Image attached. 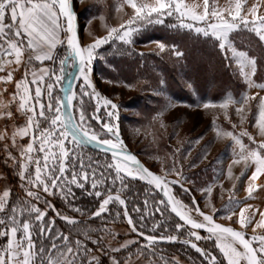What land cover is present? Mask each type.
<instances>
[{
	"label": "snow or ice",
	"instance_id": "snow-or-ice-1",
	"mask_svg": "<svg viewBox=\"0 0 264 264\" xmlns=\"http://www.w3.org/2000/svg\"><path fill=\"white\" fill-rule=\"evenodd\" d=\"M262 7L264 0L250 7L247 0H235L227 7H219L215 0H202V5L186 0H120L117 11L127 18L119 25L107 26L105 35L82 44L72 0H0V82L14 85L11 91L3 89L8 103L0 101V117L12 125L10 136L7 131L0 134L4 141L0 152L6 167L11 162L13 178L19 180V192L7 183L0 185V264H190V256L166 255L159 247L165 243L194 250L199 264H264V211L245 204L237 217L231 205L241 201L231 195L217 209L211 194L223 170L214 176L213 184L204 182L199 187L195 180H189L182 164L177 166L178 153L181 159L186 158L179 148L172 151L170 163L167 156L157 157L162 165L159 172L142 164L122 136L119 105L102 95L91 77L93 61L102 46L143 57L145 54L137 53L134 45L152 26L185 29L181 40L189 38L210 47L230 78L242 82L243 91L225 93L218 101L197 106L213 110L209 127L215 137L233 146L227 177L233 176V164L241 162L244 169L240 175L251 172L246 186L251 197L254 190L264 187L258 183L264 180ZM241 39H247V47L239 42ZM154 43V51L161 56L167 53L175 61L187 59V53L175 42ZM62 44H66L65 55L58 57L57 46ZM77 62L78 90L71 83L58 89L64 66ZM164 84L159 80L158 96H163ZM186 84L192 87L191 82ZM185 103L166 97L150 123L166 129L165 112ZM217 112H222L230 130L217 123ZM17 113L22 114V120ZM174 119L178 125L179 118ZM90 121H95L99 130ZM202 140L203 134L195 137L194 143ZM209 143L202 145L198 159L207 158L205 146ZM91 144L105 153L103 164L86 157L85 149ZM189 166L195 168L196 164ZM133 180L145 182V195L149 188L156 195L162 194L158 201L153 197L152 212H148L147 199L143 206L129 200ZM74 189L93 197L95 207L78 206ZM195 191L205 199L203 207ZM181 192L187 195L188 203ZM57 198L74 215L62 213L53 203ZM129 204L133 205L131 212ZM221 211L231 223L217 222L215 217ZM257 213L260 219L253 223ZM58 219L71 230L58 228ZM120 220L126 221L127 232L113 227Z\"/></svg>",
	"mask_w": 264,
	"mask_h": 264
},
{
	"label": "rangeland",
	"instance_id": "rangeland-1",
	"mask_svg": "<svg viewBox=\"0 0 264 264\" xmlns=\"http://www.w3.org/2000/svg\"><path fill=\"white\" fill-rule=\"evenodd\" d=\"M74 10L78 19V27L80 32V38L82 44H87L92 42L97 36H103L106 34L107 26H116L123 22V19L127 17L123 16L122 12L117 11V6L120 0H72ZM189 4L202 5V0H186ZM219 7H227L229 5H234L235 0H215ZM252 3H259V0H247V5L250 7ZM264 12V7L260 9ZM101 15L103 19H101ZM143 36V33L140 34ZM139 35V36H140ZM62 39H64L62 34ZM149 41V40H148ZM148 43L143 41L140 43H135L134 48L138 53L145 52H155V43ZM109 46H102V50H98L97 58L93 61L91 77L93 83L95 84L97 90L104 96L112 99L114 103L119 105L120 113V124L122 136L125 140L127 146L135 152L139 158L153 171L159 172L161 169V162L157 157L167 156L168 162H171V153L174 149L179 148L186 158L181 159L180 154H177V159L180 164L184 166V171L189 174V180H195L197 186L203 187L204 182L213 184L214 176L219 174L223 170L224 174H219L218 181H215L213 186V191L211 194V203L217 209H221L222 206L228 202L230 195L234 196L236 200L241 201L239 204H232L231 209L238 217L240 208L244 207L245 204L252 205L253 208L264 211V187L257 188L252 193L251 197L248 196L246 191L247 186V176L251 174L250 171L246 175L241 176V171L244 169V163L233 164L232 166V177H227L226 172L229 163L233 160V146L228 140L219 139L215 137L212 129L209 127L213 119V110H204L202 107H198V104L185 103L176 108L169 109L164 114V123L167 125L166 129H160L158 124L153 125L150 123L152 117L159 110V106L164 102V99L168 97L165 92L163 96H158L156 89L158 85L150 86L149 88H140L139 82L126 81L121 77L114 75L113 67L110 66L107 59L104 57L105 49ZM111 48V47H110ZM66 44H62L56 53L58 57H63L65 55ZM49 66H52L51 62H48ZM58 68V61L55 65ZM72 66L71 63L68 64V69ZM106 68L104 74L101 73L102 68ZM78 70L76 72L75 78L73 80L74 89L78 90V85L80 81L76 79ZM61 84V83H60ZM60 84L57 88H60ZM127 85H132L128 87ZM250 91H259V89H252ZM264 95V92L261 93ZM87 99V98H86ZM175 99V98H174ZM190 105V106H189ZM94 107V101L92 106L88 108V113L91 114ZM100 115L104 118V110L101 109ZM179 118L180 123L177 125L174 118ZM217 123L223 128L229 129L231 126L223 118L222 112H217ZM233 122H235V117L233 116ZM92 127L98 126L95 121H90ZM250 132H255V130L250 126L246 125ZM239 130V129H237ZM157 133L155 136L153 133ZM203 134L204 140L200 144L194 143V138ZM245 143H247V139ZM205 141H210L205 147L207 148V158L200 160L198 159V154L204 149L202 145H205ZM86 157L91 156L93 160L99 159L100 163L103 164L107 158L105 154L97 151H93L89 148L85 149ZM110 157V156H109ZM190 163H195L196 167H190ZM15 173H7V176L2 175L0 179V185L5 183L9 187L15 189L19 192V180L14 179ZM237 177H240L237 179ZM171 178V177H170ZM259 184L264 185V180L258 181ZM233 185L235 188L233 189ZM145 182L139 180H133L130 182V192L128 194L129 200L133 202L139 201L141 206H143V201L148 200V212L153 211V197L155 200H159L161 197L156 195L155 192L149 188L147 195L144 193ZM231 190V191H229ZM76 193V204L78 206H83L81 192L79 189H74ZM200 205L203 207L205 205V199L201 198V193L195 191L193 193ZM180 196L188 203V197L183 192ZM57 207L61 209L62 213L68 215H74V213L69 208H65L63 202L58 198L53 200ZM132 204H129V211L131 212ZM86 208H88L86 206ZM207 210V209H206ZM248 210L246 209V214ZM52 215V213H49ZM133 215H135L133 213ZM167 213H165V217ZM157 220H160L159 215L156 216ZM219 222L228 224L231 223L226 217L224 211H221L219 215L215 217ZM260 217L258 213L253 217V223L259 220ZM97 224L99 221L96 222ZM126 221L120 220L113 225L120 232H127ZM56 226L63 231H70L71 226H66L64 221L57 220ZM96 224L93 225L95 227ZM151 226V222L149 227ZM233 227L239 228V224H233ZM251 233V228L248 229ZM206 234V233H202ZM211 242H209V245ZM201 246H205L203 243ZM167 254H179L181 257H191V262L194 264H199L198 255L194 250L188 249L187 246H182L177 243L175 245L161 244L159 246Z\"/></svg>",
	"mask_w": 264,
	"mask_h": 264
},
{
	"label": "trees",
	"instance_id": "trees-1",
	"mask_svg": "<svg viewBox=\"0 0 264 264\" xmlns=\"http://www.w3.org/2000/svg\"><path fill=\"white\" fill-rule=\"evenodd\" d=\"M185 31L156 25L144 31L143 36H138L136 41L175 42L187 53V59L175 61L167 53L161 56L156 52H145V55L140 57L136 54H123L110 47L109 51L108 48L104 50V57L113 67L115 76L126 81L139 82L141 89L156 86L159 80L163 79L167 95L177 100L183 99L189 104L218 101L225 93L238 94L243 91L240 87L242 82H237L234 77L230 78L210 47H202L199 42L189 38H179ZM239 42L247 47V39H241ZM105 72L104 67L101 73ZM186 82H191L192 87L189 88ZM79 193L83 201L81 205L84 204L85 208L95 207L93 197Z\"/></svg>",
	"mask_w": 264,
	"mask_h": 264
},
{
	"label": "built area",
	"instance_id": "built-area-1",
	"mask_svg": "<svg viewBox=\"0 0 264 264\" xmlns=\"http://www.w3.org/2000/svg\"><path fill=\"white\" fill-rule=\"evenodd\" d=\"M7 87L9 89V91L14 89V85L13 84H8L5 85L3 82H0V101H3V104H7L8 103V99L9 97L4 96L3 94V89ZM0 110H2V108H0ZM17 115L21 118V120L23 119L22 114L17 113ZM11 128L12 125L10 123H5L3 118L0 117V134H3L5 131L8 132V135H11ZM4 143V141L2 139H0V144ZM14 170H12L11 168V162H9V165L6 167L4 162H3V153L0 152V176L2 177V175H4L5 173H10L13 172ZM0 177V179H1Z\"/></svg>",
	"mask_w": 264,
	"mask_h": 264
},
{
	"label": "water",
	"instance_id": "water-1",
	"mask_svg": "<svg viewBox=\"0 0 264 264\" xmlns=\"http://www.w3.org/2000/svg\"><path fill=\"white\" fill-rule=\"evenodd\" d=\"M76 24H77V27H78V19H77V15H76ZM78 33H79V37H80V32H79V27H78ZM80 40H81V38H80ZM65 71H64V73H63V80H62V82H61V84H60V87H67L70 83L72 84L73 83V80H74V78H75V75H76V72H77V70H78V62H77V64H72V66H71V68L70 69H68V64H66L65 66ZM60 95H63V93H60ZM87 148H89V149H91V150H93V151H97V152H100V153H102V154H105L104 152H103V150L102 149H98L97 147H96V145L95 144H91V145H89ZM129 148V147H128ZM130 149V148H129ZM131 150V149H130ZM132 151V150H131ZM133 152V151H132ZM136 156H137V158L141 161V163L142 164H144L146 167H148L140 158H139V156L135 153V152H133ZM108 156H110V153L108 154ZM149 168V167H148ZM150 170H152L151 168H149ZM153 171V170H152ZM155 172V171H154ZM162 195V194H161ZM161 195H160V197H161ZM217 222H219V221H217ZM220 223H222V222H220Z\"/></svg>",
	"mask_w": 264,
	"mask_h": 264
},
{
	"label": "crops",
	"instance_id": "crops-1",
	"mask_svg": "<svg viewBox=\"0 0 264 264\" xmlns=\"http://www.w3.org/2000/svg\"><path fill=\"white\" fill-rule=\"evenodd\" d=\"M61 39H62V34H61ZM60 46H61V45H58V46H57V49H59ZM56 51H57V50H56Z\"/></svg>",
	"mask_w": 264,
	"mask_h": 264
}]
</instances>
